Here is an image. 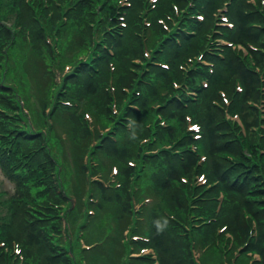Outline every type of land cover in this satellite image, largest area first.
<instances>
[{
	"label": "trees",
	"instance_id": "16d2710c",
	"mask_svg": "<svg viewBox=\"0 0 264 264\" xmlns=\"http://www.w3.org/2000/svg\"><path fill=\"white\" fill-rule=\"evenodd\" d=\"M32 1L0 0V66H3V68L6 66V62L9 61V54L13 52L12 47L15 48L16 55H18L17 49H19L20 56L18 57L23 59L22 67L28 74L32 75V84L39 89L44 98H47L56 92L53 88L55 83L50 69L52 58L49 47L44 42L45 31L47 29L50 31L55 30L62 37V41L71 38L66 45L60 42L62 49L82 47L88 50V45L92 39L91 23L95 22L98 26L101 22V25H104L108 22L109 15L116 16L119 13L120 5L118 0H61L64 5H67L68 12H66V15L68 21L63 20L58 26L55 19L59 10L57 7L52 4V7L56 10V14L52 19L48 11L41 9L45 7L42 0ZM132 1L133 7L128 8V11H126L128 26L123 32L117 33L121 35L116 37V41H114L116 44L115 55L110 56L106 51H100V54L96 56V60L94 58L93 61H88L90 62L89 65L88 62H78L76 74L72 76L75 86L68 87L62 95L63 98L75 103L79 102L81 107V96L89 98L90 102L87 104L89 110L98 117L99 121L105 124L110 122L113 117L110 105L112 96L109 92V77L112 76L118 92L123 94V87H131L133 81L141 83L140 89L142 92L140 91V94L142 93V95L139 101L144 110L136 113L129 112L134 119L133 130L129 132L122 126L120 128L121 133L116 134L115 140L108 136L102 145L96 146L91 151L94 152L96 157L99 154L111 156L122 167L127 166V161L129 158H133L132 156L140 158V149L147 146L140 142L143 136H150L149 146L156 145L157 143H154V141L158 144L173 143V140L180 136L182 126L185 124L184 113L190 110V114L202 124L201 147L206 150L208 156V169L206 168V172L208 176L210 173L212 179H214L213 182L219 183L214 186L215 188L208 195H213L214 200L208 202L207 205L204 203L200 205L201 209L195 207V211L199 216L216 217V220L208 219L210 222L206 221L199 226H195L193 230L196 231V235L200 237L202 242L205 243L211 239L212 242L209 246L213 245L223 253L231 254L232 251L229 252L226 249L227 247H223V239H229L226 238L227 234L217 233V226L226 225L232 242L248 241L250 247H253L250 249L259 251L262 256V264H264V152L259 153L258 150V148H261L264 151V136L258 138V134L253 133L249 128L248 138H245L238 130L236 123L225 117L224 108L210 101V98H215L217 101L223 102L222 94L218 93L220 89L227 90L229 94L235 93V101L230 108V113L240 111L248 127L250 123H256L257 118L252 122L249 121V116L253 114L255 108L253 109L252 105L250 107L247 102L257 99L258 95L262 96L264 92V81L256 70L257 66L261 71H264V15L257 11L245 9L241 2L235 4L231 14L236 26L233 31H230L229 37L235 43H242L246 47H248V43H252L257 46V49L248 48L250 55L245 56L242 52L238 53L231 47H226L223 50L224 57H220L217 52L214 54L209 53L207 50L204 55L214 62V70L210 72L208 67L204 66L187 70L188 72L191 71L190 74L192 73L190 83L194 84L196 89H199L200 99L181 102L171 97L168 98V95L162 93L161 90L173 88L172 80L176 79L182 82L185 79V71L180 66L183 63L185 64L186 58L196 53L198 48L200 50L204 49L203 42L206 39L205 32L208 29L209 20L206 21V26H198L199 23H197L198 34L195 36L185 31H188L192 26V22H194V19H189V17L183 23L185 27L181 28L180 31H172L167 34L157 18L164 17L169 22L166 14L174 15L173 4L184 6L186 3L183 0H159L154 8H150L151 11L148 13L150 26L146 28L148 43L154 47L153 50L156 51L155 55L158 59L169 63V69L151 65L149 72L146 73L147 81L150 84H143L138 77L140 66L133 60L135 57H142L143 54L141 38L135 31L141 32L140 10L144 0ZM199 1L205 2L206 12H209V9L217 3V0ZM50 2L53 3V0H50ZM46 3L48 5V2ZM73 4H76V6H73ZM14 18L16 21L19 20L24 23L25 28L22 27L19 33L6 23V21H14ZM26 27L30 29L33 36L31 44L34 46L33 50H30L24 36ZM155 39L159 41V48ZM198 43H202L201 47ZM109 61H113L115 67L112 72ZM203 75L208 76L207 88H202V85L196 83L198 78ZM159 78L162 79V82L158 80ZM237 81H240L243 86L241 97L235 91ZM22 83L24 93H26L28 87L25 82ZM156 101L158 108L154 110ZM150 102L154 104L153 108L149 107ZM0 109L7 114L15 115V117H10L0 111V134L8 133L10 140L5 135L0 136V166L6 176L15 183V193L11 202L14 206L13 217H15L14 222L18 217L21 218L22 225L28 229L23 238L30 251L28 261L36 257V254L31 252L32 245H34L40 246L41 252H43V260L40 262V259H37L38 264H73L67 252H62L61 249L57 250L59 245L50 238V230L60 231L62 222L58 220L60 217L58 212L48 206V200L51 198L60 201L61 194L57 191V187H60V175L63 173L64 168L70 173L66 160L57 159L52 155L50 141L53 142L54 138L51 134L55 130L50 128L48 133L39 130L34 131L35 129L31 127L30 122L22 112V105L18 99L17 91L8 85V78L4 70L0 71ZM76 110L68 106H58L53 111L58 117L64 114L66 119L71 120L69 130L70 135L73 136L71 149H73L76 170L79 172L81 179L87 171L83 156L87 150L88 136L91 135V132L88 131L85 122L82 120L83 116L77 115ZM128 110L132 111L133 109L129 107ZM161 113L169 118H177L176 122L178 124L162 129L159 118L165 117H159ZM14 119L20 124H14ZM36 119L38 124L42 123L38 114ZM38 127L41 128L39 125ZM179 128L180 131L176 132ZM59 140L60 137H57L58 142ZM188 140L190 138L182 143L185 144ZM8 142H12L10 148L7 147ZM82 143L86 145L85 150L80 148ZM243 146L244 148H242ZM244 150L249 151L252 155L248 156ZM61 160L64 161L63 164ZM195 160L196 155L188 149L181 158L180 155H171L169 150L163 148L157 154L146 155L144 158L141 176L146 179V182H153L152 178H155L156 182L163 186L166 197L163 198L165 206L170 204L179 216L181 212L184 215L189 208L186 201L189 191L181 182L180 176L191 174ZM128 168L130 171L132 170L131 166H127L122 170ZM175 180L178 183L181 182V184H173ZM81 181L83 183L82 179ZM153 184L156 187V184ZM99 186L104 189L101 184ZM148 189L151 190L150 187ZM122 190L125 189L113 190L114 194L111 195L112 198L110 199V201L117 204L119 216L125 214L124 211L126 210ZM219 190L223 191L225 199L222 208L216 213L215 200ZM39 204L45 206V211L43 208L38 207ZM157 204L158 202L154 204L157 206L155 208L157 211H154L150 216L154 245L166 256H170L167 261L168 264H174V261L179 259L169 249V245L175 248L182 258L181 251L177 246L178 243H181L187 249L189 264H195L190 255L194 241L192 242L188 233H183L180 225L175 221L173 223L172 219L169 218L170 216L166 215ZM246 211L248 218L245 217ZM181 217L185 220L184 216ZM252 221L257 226L258 234L255 239L251 238L253 236ZM124 223L123 219L121 224ZM0 225L2 224L0 223ZM4 226L7 225L3 224L1 237L5 239L9 236V227ZM119 241L117 239L118 243H120ZM228 249L231 250L229 247ZM0 256L5 261L8 253L3 252ZM233 256L236 261L232 264H239L237 261L242 255L238 256L233 253ZM143 259L134 264H145L147 260ZM162 263L167 264L163 260ZM31 264L36 263L32 261Z\"/></svg>",
	"mask_w": 264,
	"mask_h": 264
},
{
	"label": "rangeland",
	"instance_id": "374dc122",
	"mask_svg": "<svg viewBox=\"0 0 264 264\" xmlns=\"http://www.w3.org/2000/svg\"><path fill=\"white\" fill-rule=\"evenodd\" d=\"M70 39L71 38H66L64 41H62V37H61V41L58 42V49L60 51L59 52L54 51V53L50 52L51 58H52L51 63H52V61H54V59H59L60 61L65 60L66 54L70 51L67 50L66 48H64V50H63L60 42H62L64 45H66V43H68ZM17 50H18V55H15L14 53L9 54V57L12 58V63L10 65V72H15V71L20 72L21 71L23 59L18 57V56H20V50L19 49H17ZM8 72H9V70H8ZM16 75H18V73H16ZM23 75H24L23 76L24 82L27 85L28 89H30L31 88L30 77L27 76L26 73H24ZM53 88L56 92L60 89V87L56 83L54 84ZM36 93L38 95L41 94L39 92L38 88L36 89ZM72 137L73 136H70L67 132L61 133V138L59 140V147H60L59 152H58L59 157L65 155V154H72V152L70 150L66 149L63 146V143L69 142L72 139ZM88 137L89 138H88L87 147H89L90 143L92 142L90 136H88ZM80 148H81V150H85L86 145L84 143H82L80 145ZM103 157L106 158L103 154H101L100 158H103ZM62 164H63V162H62ZM65 173L68 174L67 169L64 168L63 176H66ZM133 173L136 175L137 171L133 172ZM92 174H93V179L101 180L102 182H105L107 184H109L110 182H116V181L120 180V175H119L120 173L113 175V177L110 180L111 176H110V171L108 168H106L105 171H103L102 167H97L95 170L92 171ZM0 178H1L0 179V191H3V192L6 191L8 194L9 193L12 194V192H13L12 184L9 183L6 179H3L1 176H0ZM66 179L67 178H64L66 188H68V187L72 188L75 186V184L70 179H68L67 181H66ZM81 179L83 180V188L88 187V185H90L92 194H90V196H89V199H90L89 203H91L90 206L93 207L95 210V213L93 214L90 222L87 225H85L83 228L80 229L81 235H83V237L86 239L83 242H85L87 244H93V242H95L96 240L101 238L100 237L101 230H103L104 228H107L111 231L112 240H108L106 243L103 244V241L106 240V237H104L99 242L98 247H95V248L92 247V248H90L91 251H89V253L83 254V251L81 249V243H80L79 227L82 226V224L86 223L88 221V218L90 217L89 213H91V211L87 206V197H88L90 191L87 190L86 194H84V195H83V189H81L80 191H77L79 196L82 197V199L84 200V202L86 204L83 207L78 206L76 208V212L74 210L75 215L78 217L77 225L79 227H73V225L71 224V230H70L71 246H72V251H73V255L75 257L76 263L77 264H118L116 262V260H118V261L121 260V261H119V263L126 264L125 253L127 255L130 254V262L133 264L136 262L142 261L143 260L142 255H144V253H145V251H144L145 247H142L138 244V240H140L139 237H137L136 241L131 243V248L129 250H123V249L120 250L119 247H121V246L118 247L119 244L117 243V241L115 239H113V237L116 235V233L113 231V226H111V225H109L107 227H105V226L100 227L99 226V224L101 223V220L104 219L103 218L104 215H106L107 220H112L110 218V215L115 216V221H117L118 224H120L123 221L120 219H123L124 214H121V216H119V213L117 212V208H118L117 204L115 202L110 201V199L112 198L111 195L114 194V191L110 188L109 189H107V188L101 189L99 184L96 182L88 184V182L85 180V177H83ZM124 179H129V182L131 185L130 189H131V193H132V198H133L134 190H136V192L140 196L141 201L148 198V195L150 193L149 189L147 191H145L146 188L145 189L142 188L143 190H141V189H139L140 188L139 185L133 184V181L130 178L124 177ZM122 180H123V178L120 181H122ZM78 185L82 186L81 180L78 183ZM128 189L129 188L122 190V194H124V202L126 203V210L128 213H130L129 217L132 218L133 223H134L136 221V213H134V209L132 206L134 201H132V199L131 200L128 199V194H127ZM114 190H121V188H117L116 186H114ZM66 191H69V190L67 189ZM149 199L152 200L153 198L151 196H149ZM73 200H75V202H77L78 199H73ZM158 200L160 202H163L162 197L160 195H158ZM79 201H81V200H79ZM72 204H73L72 200H71V202H68V203L64 202L63 203V205H65V206L70 205V207L72 206ZM163 206H164V203H163L162 207H160L163 209V211L167 210L170 213V215H175V211L173 208H167L166 206L165 207H163ZM74 207H76V205ZM156 207H157L156 205L151 207L149 202L146 203L144 206H141L142 213L146 217L147 223L144 225V227H142L140 232L136 231L135 233H139V235H142L146 238H150V236H152L151 235L152 219L150 218V216L152 215V213L154 211H157V209H155ZM62 208L63 207H61V210H62ZM5 213L9 214V211H5ZM190 215H192V219H194L192 221L193 224L201 222V220H195V216H196L195 208L192 209V211H190ZM72 218H73V211H70V213L68 215L69 221H71ZM180 218H181V216H180ZM148 222H149V225H148ZM132 228H133V226L131 227V229ZM27 230L28 229H26L22 225L21 218H19V217L16 219V222H13L12 227L9 229L10 239H11V237H13V239L17 240L20 243L21 248H22V252L25 255H29V252H30L28 250V247H27L28 244L27 243L25 244V242L23 240L24 236L26 235V232H28ZM66 234H68V233L66 232ZM67 238H68V236H66V235H60L58 240L61 243V247H62L61 251L67 252V254L69 256L67 246L65 245L67 243ZM194 238H198V241L195 244L193 252L196 254L195 256H198L199 255L198 253H200V259H201L202 264H225L226 262L231 261V257L233 255V253L225 254V252L223 253V251H221L219 248H215L213 245L207 246V244L204 242L199 243L201 240L196 235L195 230H194ZM142 240H144V242H146V244H149V245L155 243V241L153 239L151 241L150 240L148 241V239H142ZM112 241H114V243H112ZM239 245H240V243H236L234 245L233 249H236ZM177 246L179 247V250L181 251V255L183 256L182 258L180 257L178 251L175 248H173L171 245H169V249H171L173 251V254L176 255L177 258L179 259V260L176 259L174 261V264H180V262H181V264H189V257L187 254V249H185L181 243H178ZM32 247H33V249H31V252L36 254V257L31 258L29 263L25 262V264H31L32 261H35V263L38 264L37 259H40V262L43 260V256H42L43 252H41V247L40 246H34V245H32ZM124 248L127 249V243L126 242L124 243ZM90 249H84V250H90ZM57 250H59V249H57ZM0 252H1V250H0ZM84 252H86V251H84ZM151 252H153L155 254V255H152V257L154 256L153 258H155L156 260L162 259L163 261H165L168 264L167 261H168V258H170V256H166L164 254V252L159 250L157 247L152 248ZM118 256H119V259H118ZM249 259H251V256L242 255L237 262L239 264H248ZM160 262H161V260H160ZM160 262L157 264H160Z\"/></svg>",
	"mask_w": 264,
	"mask_h": 264
}]
</instances>
